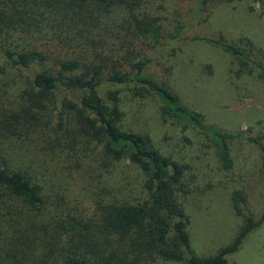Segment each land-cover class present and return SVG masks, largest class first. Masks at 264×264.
I'll return each mask as SVG.
<instances>
[{
    "label": "trees",
    "instance_id": "trees-1",
    "mask_svg": "<svg viewBox=\"0 0 264 264\" xmlns=\"http://www.w3.org/2000/svg\"><path fill=\"white\" fill-rule=\"evenodd\" d=\"M209 1L199 0L197 15ZM161 18L150 0H0V264H239L226 255L264 210L245 212L246 195L233 189L244 215L237 235L194 253L180 200L188 148L210 141L230 169L231 140H247L264 164V126L244 135L207 122L184 102L174 57L204 40L233 55L236 77L264 78V64L252 40L183 36L189 25L167 31ZM152 64L163 77L146 72ZM146 114L150 125L137 123ZM57 160L93 185L91 215L70 207L48 175Z\"/></svg>",
    "mask_w": 264,
    "mask_h": 264
},
{
    "label": "rangeland",
    "instance_id": "rangeland-1",
    "mask_svg": "<svg viewBox=\"0 0 264 264\" xmlns=\"http://www.w3.org/2000/svg\"><path fill=\"white\" fill-rule=\"evenodd\" d=\"M198 2L150 0V7L161 14L167 31L179 32L180 25H189L183 36L198 32L224 34L240 44L252 40L255 47L251 55L264 64V0H210L197 15ZM174 58L173 75L179 81L184 102L202 111L207 122L223 129L241 131L244 135L256 134L263 129L264 78L256 72L236 77L232 70L238 64L233 55L220 45L204 40L183 45ZM206 63L211 64L212 73L204 70ZM146 72L163 77L156 64L149 66ZM63 95L60 94L59 102ZM147 116H139L137 123L150 125ZM195 137L192 138L196 140ZM205 143L202 149L196 141L188 148L187 159L192 168L186 174L187 191L180 195L190 217V245L198 255L216 252L237 235L243 224L244 215L236 212L230 197L233 189H240L246 195L245 212L258 216L264 210L261 147L247 140H231L234 163L230 169H225L214 144ZM54 162L59 164L52 163L48 175H52L57 187L64 188L67 204L87 215L94 213L93 185L79 174L69 172L61 161ZM226 256L229 261L239 264H264V222L245 237L238 250Z\"/></svg>",
    "mask_w": 264,
    "mask_h": 264
}]
</instances>
